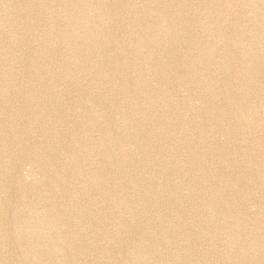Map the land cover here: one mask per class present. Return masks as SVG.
<instances>
[{
  "label": "bare ground",
  "instance_id": "6f19581e",
  "mask_svg": "<svg viewBox=\"0 0 264 264\" xmlns=\"http://www.w3.org/2000/svg\"><path fill=\"white\" fill-rule=\"evenodd\" d=\"M153 1L155 0L149 2V11L141 14L148 21L144 32H139L141 43L137 47H127L116 38L113 29L118 26V21L125 11L136 12L135 2L133 4L130 2L128 9L127 3L121 0H0V136L7 140L3 135L6 120L11 118L13 121L16 120L14 122L25 123L21 130L12 127L8 130L10 141H14L15 148L24 147L30 162H33L43 173L40 185H44L45 190L49 192L47 201L51 202L45 210L49 222L44 223L38 214H34V209L26 204L29 197L45 200L43 191L38 186H35L36 189H30L29 186L19 185L16 189L17 200L23 203L12 208L15 217L10 225L11 228L4 229L2 233L6 240L15 245V249L20 253L19 256L24 255L28 238L37 239V243H34L35 248L41 247V238H48L51 240L49 244L54 252L60 248V245L54 242L55 238L61 241L64 236L66 241L63 243H72L75 233L70 232L64 220L56 224L58 217L56 220L54 217L60 215L62 211L63 213L70 211L75 202L89 201L94 205L98 200L95 201V197L91 196V193L94 194L92 191L100 192V201L103 204L109 203L110 208L120 206L119 210L114 212L117 221L128 229L142 234L139 237L140 241L129 240L127 244H123L127 254L118 258L111 257L106 249L107 264H179L182 258L187 260L191 254L198 256L199 260H196V264H212V256L219 255L223 260L227 258L226 254L219 250L215 241L216 234L221 231H230L236 235L240 231L249 232L244 222L245 217L241 216V209L244 211V202H252L256 196L248 187L244 189L243 186H226V188L223 186L224 193L207 201L201 192L207 186H201L200 191H197V195L201 194L197 201L201 205H198L195 202L197 197L182 191L179 183H165L162 180L158 181L160 186L157 184V187L153 186L152 189L157 194L165 193L170 197L166 199L158 197L155 200L148 197L144 200L135 199L133 201L135 204L137 202L142 204H138L134 209V206L129 204L130 199L112 200L104 195L109 188L99 186L103 182V177L97 172L105 170L108 174H115L114 176L118 177L116 185L119 183L124 185L128 181L130 186L124 188L128 187L134 195L140 193L139 188L143 178L131 179L129 164L134 166L135 170L144 169L141 174L147 173L149 177L169 172L177 173L178 177H186L190 172L185 182L197 186L202 179L196 169L206 170L210 181L213 177L218 178L217 174L211 171L214 166L208 165L205 161L206 147L208 145L211 148V145L206 140L202 145V141L191 143L188 139L190 132L187 130L189 128L187 125L196 128V118L202 114H205L209 131L212 133L225 131L232 141H242V145L238 147L244 148L236 150H241L245 159L243 162L249 164H247L248 171L253 173L256 181L264 184V169H260V166H264V135L261 134L263 131L261 125L264 123L261 103L264 105V102L257 97L262 87H257L259 85L255 84L252 78L245 79L247 77L245 71L264 74V64L258 54L259 46L247 43L233 44L238 56L232 57L231 53L220 51L216 45L201 40L197 46H191L185 53L177 54L178 50L175 46L168 48L170 44L167 42L166 34L151 33L157 26L163 30L164 22L169 19L162 17L161 20L159 15L151 14L157 10ZM199 1L210 10H206V13L211 14L207 17L213 19H238L233 8L237 7L239 2L241 6H245L251 1L249 8L256 12V16L264 12V1L262 4H257L255 0ZM182 3L175 13L181 11L188 15L190 12L184 10ZM228 15L233 17L225 19ZM32 16L35 20L29 19ZM111 19L113 22H110ZM18 26L24 28L23 34L18 33ZM163 49H173L177 56L171 58L170 55H163L159 52ZM263 50L262 58H264ZM133 52H136L137 60L130 59V54ZM233 58L236 67L247 63L243 67L244 71L235 76H231L228 70L233 64L231 62ZM144 62L151 65L147 66ZM16 66L27 72L29 78L25 79L28 90L23 88L24 81L16 76ZM224 74L228 77H224ZM148 75H151L157 83L153 85ZM173 77L180 80L184 92L195 94L199 89H204L212 93L214 98L224 100L235 121H219L221 114L213 108L205 107L198 110L185 94L181 92L174 94L178 89L169 85ZM115 78L122 79L118 86L113 84ZM83 85H86L87 90L82 88ZM59 86L63 88H58ZM12 91L17 95L11 96ZM236 91L240 93L237 94ZM71 92H76L77 96L73 95V98L67 96ZM80 93L87 94L89 98L97 96L101 99L100 103L106 99L111 101L115 99L112 106L117 113L116 116L109 119L107 126L103 125L96 114V110L100 108H96L95 104L86 107L84 105L86 101L80 97ZM172 94L174 99L171 97ZM171 98L182 102L187 110L178 112L174 108L177 105L173 106L174 102ZM3 101L13 106L14 110L4 107ZM124 108L135 115L140 114L141 117L133 118L127 115L123 111ZM23 115H27L30 121L24 122ZM152 115L157 122L154 125L165 126H162L163 131H159V134L168 140L172 138L171 131H173L169 128L176 129L182 142H180L182 150L190 153L188 162L198 167H191L190 170L189 167L179 166V162L170 165L166 160L164 162L158 158L155 162L142 159L140 161L139 155L146 154L143 147L152 144L138 143L136 137L138 130H148L146 128L148 122L146 123L144 119ZM170 122L173 125L169 124ZM32 123L36 124L35 132H31L34 126ZM111 130H117L120 138L111 135ZM254 130L256 134L252 138L253 143L248 145V139ZM176 141L178 143V140ZM107 144L110 147L108 146V154L105 156ZM5 147V143L0 142L1 152ZM139 147L140 151L137 153L136 149ZM61 148L65 149L67 154L64 160L60 159L58 162L57 156ZM128 154L132 157L129 162L124 166L117 165L123 161L121 157ZM230 154L227 153L228 165L235 168L240 161L238 164L235 156ZM8 157L10 154L6 152L1 155L0 164L5 165ZM14 164L17 168L18 161L15 160ZM34 168L35 166H32L29 169L30 174L35 171ZM1 171L3 170L0 169ZM120 178L123 180L120 181ZM247 179L246 174L236 176L238 185L244 184ZM117 186H112V190ZM238 187L242 188L241 201L237 204L240 211L237 208L231 209L234 205H229V196L231 192L236 193L239 189L235 188ZM7 189V185L0 177V203L11 201L9 193L6 196ZM158 199L164 200L170 208L177 205L182 207L180 202L183 201L185 210H191L193 216L197 217V226L205 221L206 228L201 227L202 229L195 231L190 227L191 225H183L181 216L171 217L172 214L160 219L158 224V221L149 219L147 223H143L148 216L147 205L156 206ZM254 203L258 205V201ZM95 226L100 232L101 223L95 222ZM100 233L106 238L109 237L104 231ZM157 239L159 240L155 242ZM182 239L187 241L190 253L183 251L187 246ZM111 241L117 243L115 240ZM253 242L264 245V240L258 239L256 234ZM167 248H173L175 252L171 251L167 254L165 251ZM65 259L70 262L69 264L76 263L74 252H67L63 261ZM2 261L3 258H0V263L4 264Z\"/></svg>",
  "mask_w": 264,
  "mask_h": 264
},
{
  "label": "rangeland",
  "instance_id": "374dc122",
  "mask_svg": "<svg viewBox=\"0 0 264 264\" xmlns=\"http://www.w3.org/2000/svg\"><path fill=\"white\" fill-rule=\"evenodd\" d=\"M109 1H114V0H109ZM121 1L127 3L128 9H130L129 7L130 2L132 4L135 2L136 5L134 6L136 7L135 8L136 12L128 13L125 11L123 16L121 15L122 17L118 21V26H116L113 29V32L116 35V38L121 43L127 45V47H132V46L137 47L141 43L140 42L141 40L139 39L140 38L139 32L140 31L144 32V28L145 26H147V23H148L147 18L143 17L142 15L143 13L149 11L148 5L150 4L149 3L150 0L149 1L147 0H135V1L134 0H121ZM255 1L257 4H262L264 0H255ZM152 3L155 5L157 10L155 13H151V14L153 15L156 14L155 16L159 15L161 20H162V17H166V18L169 17V19L164 22L163 30L161 27L157 26L155 29H153V31H151V33L152 34L164 33L163 35L166 34L167 42H169L170 44L168 48H172L175 46V48L178 50L177 54L185 53L186 51H188V49L191 46L195 47L199 43H201V40H204L205 42H209L210 44L216 45L218 48H220V51L222 50V51L231 53V56L234 57L236 56L238 52L236 51V49L233 48L234 47L233 44L247 43V44H252L254 46L255 45L259 46L258 54L260 56V59H262L261 62L264 64V58L261 57L262 56L261 51L264 49V40H263L264 39V19H263L264 12L256 16V12L252 11V9L249 8L251 7L249 3L245 6L244 5L241 6L239 2L237 7L235 6L233 8L235 16H237L238 19H235V18L228 19V18L233 17V16L228 15L225 18L228 20H224L221 18L213 19L212 17H207L208 15H211V14L206 13L207 12L206 10L208 11L210 10L206 8L204 5H202L199 0H184L183 3H182V0H155ZM181 3L184 7V10L187 12H190L188 15L184 14L181 11L179 13H175V11L178 8H180ZM29 19L35 20L33 16L29 17ZM110 22H113V19H111ZM114 23H115V19H114ZM219 26L221 29L218 28ZM167 27L169 29H167ZM194 28H197V30ZM23 29L24 28L18 26L17 27L18 33L23 34ZM21 52L24 53V51H21ZM159 52L162 53L163 55H167V56L170 55L169 57L171 58H175V56H177L174 53L173 49H165V50L163 49V50H160ZM137 57L138 56L136 55V52H133L132 54H130V59L132 60H135V59L137 60ZM231 62L233 64L228 69L231 72V76H235V75H238L240 72H243L244 71L243 67L247 65V63L245 64L243 63L239 65L238 67H236V65H234V63L236 62L234 58L231 60ZM239 63L241 62H238V64ZM144 64L147 66L151 65L150 63L147 64V62H144ZM245 72L247 73V77L245 78L246 80H248V78L249 79L252 78L255 84L259 85L257 87H262V91L258 92L257 97L263 100L264 102V74H261V73L253 74L251 72L248 73V71H245ZM15 73L19 79L24 81L23 88L28 90V88L26 87L28 85L26 79L29 78L27 72L21 67L16 66ZM148 77L150 78L149 80L151 81L153 85L157 83V81L154 80V78L151 75H148ZM224 77H228V76L224 74ZM121 80L122 79L120 78H115L113 79V84L115 86H118ZM223 80L224 78L222 79V81ZM169 85L170 87H174L178 89L177 91L174 92V94L181 92V94L183 95L185 94V97L191 99L193 102L194 108H197L198 110H200L201 108L210 107V108H213L216 112H219L221 114L220 115L221 117L218 118L219 121H224V122L229 121V120L230 122L235 121V117L232 116L233 114L232 112H230V109L226 105V103H224V100L222 99L218 100V98H214L212 93L206 92V90L204 89H199L195 94L193 92L192 93L187 92V91L184 92V89L182 88L180 84V80L175 77L171 79ZM60 87L63 88V86H59L58 88ZM82 88L84 90H87L86 85H83ZM236 92L237 94L240 93V91H236ZM233 93L235 92L233 91ZM13 95H17L16 92L12 91L11 96ZM73 95L77 96V93L71 92L67 96H69L70 98H73ZM80 97L84 101H86V103L84 104L86 107L90 106V104H95L96 108H100V110H96V114L99 116L101 122L105 126H107L109 119H111L112 117H115L117 114L114 110V107L112 106L115 99H112V101L110 99H106L104 102L100 103L101 99L98 98L97 96L93 98H89L87 94L80 93ZM171 97L173 99L175 98L173 94L171 95ZM115 98L117 97L115 96ZM172 98H171V101L174 102L173 106L177 105V107H174V108L178 112H185V110H187L185 105L182 104V102L174 101ZM2 105L4 107H9L10 110L11 109L14 110V107L13 106L11 107L8 102L3 101ZM262 106H263L262 110L264 112V105H262L261 103V107ZM123 111L129 116H133V118L141 117L140 114L135 115V113H131L129 110L125 108ZM153 116L154 115L149 116L147 119H144L146 123L148 122V125L146 126L148 130H145V131L138 130V136L136 137V141L138 143H142L143 145H146V143L152 144V146H149V147L146 146V148L143 147L146 154L143 153L139 155L140 161L142 159L143 161L155 162L156 159L158 158V159L163 160L164 162L166 160V162H168L170 165H172V163L177 164V162H179V166H181L182 168L189 167L190 170H191V167H198V165L193 166V164L191 165V163L188 162L190 153L189 152L186 153L185 151L182 150L181 145H180L181 139L176 129L174 127L169 128L170 131L171 130L173 131H171L172 138L168 140L167 138L159 134V131H163V128H162L163 125H156V124L154 125V123H157V122L155 118H153ZM14 121L10 118L6 120L5 122V126H4L5 130H4L3 135H4V138H7V140L2 139L1 138L2 135L0 136V142L1 143L4 142L6 146L2 150L3 152L0 151V156L3 155L5 152L7 154H10V157H8V160H7L8 163L6 162L7 165L0 164V167H1L0 169L3 170L0 172L1 173L0 177L4 180V183L8 187L6 196L9 193L8 196L11 198L10 202L0 203V258H3L2 263L4 264H69L70 262L67 261L66 259L63 261L64 255L67 252H74V256H75L74 261H76V263H71V264H83V263L84 264H107L108 253H106V249H108L111 257L118 258L121 255L127 254L126 253L127 249L123 246V244L125 243L127 244L129 240H132L134 242L140 241L139 237L142 234L137 233L135 230L128 229L127 227L123 226L120 222L117 221L116 216H115L116 213L114 212H117L120 206L119 207L115 206L113 208H110L108 205L109 203L103 204V202L100 201L101 200L100 192L98 193V191H92L94 192V194L91 193V196L95 197L94 200L95 201L98 200L97 201L98 203L96 202L94 205H92L90 204L89 201L75 202L74 206L71 208L70 211L64 212V213L62 211L60 215H57L54 217L55 220L58 217L57 221H55L56 224H58V222L61 223L64 220L66 221L65 224L67 225V228L70 230V232L73 231V233H75L71 241L72 243H63L66 241L64 236L62 237L61 241L55 238L56 241L54 242L56 244L58 243L60 245V248L58 251L54 252L51 249L50 244H49L51 240H49L48 238L43 237L40 239L41 244H42L40 248H37V247L35 248L34 243L35 242L37 243V239L28 238L27 240L28 245L25 246V250L23 252L24 255L19 256L20 253L15 249V245L11 241L9 242L8 240H6L3 237L5 235L2 233L4 229L11 228L10 225L12 224L13 218L15 217L12 212V208L15 205H19L23 203L17 200L16 189L18 188L19 185L29 186L30 189H36L35 186H38L43 191L44 197L46 198L45 200L44 198L39 200L37 198L29 197V199H27L28 201H26V204L28 206H31L34 209V214H38L41 221H43L44 223L49 222V219L47 218L45 214V210L49 207V205H51V202L47 201V198H48L47 194L49 192L45 190L44 185H40L42 183L43 173L39 171L38 167L33 162H30V160L27 157V150H24V147L22 149H18L17 147L15 148L13 146L14 141L12 142L10 141L11 136L8 130H10L11 127L14 129L16 128L18 130H21L22 127H24L25 125V123H21L19 121L14 122ZM23 121L24 122L30 121L27 115H23ZM196 123H197L196 128L193 126L187 125V127L189 128L187 129L186 127V129L190 132L188 139L191 143L193 142L198 143L202 141L201 142L202 145H204L203 144L205 143L204 140H206L207 143L211 145V148L213 149H211L208 145L206 147L207 155H206L205 161L207 162L208 165L214 166L211 169L212 173L217 174L218 178L220 177L221 179H218L217 177H213L210 181V177L208 176V173L206 170L196 169V172L200 175L202 179V181L197 186V185H192L188 183V181L185 182V179L188 180L187 175L190 174V172L186 175V177L185 176L178 177V174L177 173L175 174L174 172H169L168 174H158L156 176L152 175L151 177H149L147 176V173L141 174V172H143L144 169L135 170L134 166L129 164L128 169H129V174H130L131 179H136L139 177L143 178L141 187L139 188L141 189L140 193L138 192V194L136 193L134 195L132 190H130L128 187L124 188V186H130L128 181L124 185L122 183L117 184L119 186L118 187L115 184L116 182H118V177L114 176L115 174H112V175L108 174L107 171L105 170H99L97 172L98 175L103 177V182H102L103 184L101 183L99 186H102V188L104 187L109 188V189L107 188L108 191L104 192V195L109 196V198H111L112 200L130 199L129 204H131L130 206H134V209L137 208L138 204H142L140 202H137L135 204L133 202L135 201V199L144 200L148 197V199L155 200L158 197H162L164 199L170 197L168 196V194H165V193L157 194L152 189L153 186L157 187V184L158 186H160L159 185L160 182L158 183V181H162V180L165 183L167 182L168 183H176V182L179 183V185L182 188V191H185L197 197V199H195V202L199 200L200 195H201V194L199 195V193L197 195V191H200V188L204 186H207V187L201 192H202V196H204L205 200L207 201L210 198L217 197L222 192L224 193L223 186H225V188L226 186H229V187L243 186L244 189L248 187V189L251 190V192L254 193L256 196V198L252 202H244V204L242 203L244 206V211L241 209V216L245 217L244 222H246L249 232L240 231L239 234L236 235L230 231L229 232L221 231L218 234H216L215 241L218 244L219 250L221 249L226 254L227 258L223 260L220 258L219 255L212 256V264H216V263L217 264H237V263L238 264H264V252H263L264 245H261L258 242L256 243L253 242V238H255V234L258 239L264 240V184L258 183L256 181V178L255 176H253V173L248 171L249 164L247 163L248 164L247 165L246 163L243 162L245 159L243 155L241 154V150H236L237 148H241V149L244 148V147H238L240 144L242 145L241 140L232 141L227 136L225 131H219V132L217 131L215 133H212L211 131H209L208 130L209 126H208L205 114H202L200 117H197ZM169 124L173 125V123L171 122ZM32 125L34 126L32 127L31 132H35L36 124L32 123ZM261 126L263 127V131L261 134L264 135V123H262ZM255 134H256L255 130L251 132V137L248 139L249 144L247 143L248 145H251L253 143L252 138L253 136H255ZM111 135H115L117 138H120V135L117 130H111ZM176 140H178V143ZM108 146H109L108 144L105 146V150H106L105 156H107L108 154L107 149L110 147ZM136 151L138 153L140 151V147L137 148ZM227 153L229 154L231 153L230 154L231 156H235L234 158L237 160V163L239 164L238 161H240V164L236 166L235 168H231V166L228 165ZM58 154L59 155L57 156V161L59 162L60 159L64 160V158L66 157L67 151L61 148ZM137 156L138 155L136 154L135 157ZM121 158L123 161H121L119 164L117 163L116 164L124 166V164L126 162H129V160L132 157L131 155L128 154ZM15 160L18 161L17 168L15 167V164H14ZM124 160H127V161L124 162ZM32 166H35L34 168L35 171L33 172V174H30L29 169ZM260 169L263 170L264 166L263 167L260 166ZM253 170L254 172H256L255 168H253ZM240 174L248 175L247 181L242 185H238L239 182H237L236 180V176ZM119 180L122 181L123 178H120ZM153 181L154 183L155 182L156 183L154 184ZM165 183H162V184L165 185ZM112 186H117V187L116 189L112 190ZM218 186H221V187H218ZM235 189L237 190L239 189V190L236 193L231 192V195L229 196V205L232 204L236 206V207L231 206L232 207L231 209L237 208L240 211V209L238 208L239 205L237 206V204L239 203V201H241V190L240 189L242 188L238 187ZM158 201L159 202L156 206L153 204L147 205L148 216L146 217L147 218L146 220H143V223H147L149 219L155 222L158 221L157 222L158 224L160 223L159 222L160 219L165 218L168 214L169 215L172 214L170 215L171 217L180 218L181 216L182 218H180V220L183 223V225L184 224L189 225V226L191 225L190 227L195 229V231H197L198 229H202L201 227H205L204 225L206 224L205 221L201 222V224L197 226V221H196L197 217L193 216V212L191 210L189 209L185 210V207H184L185 204L183 201L180 202L182 207L180 205H177L171 208L168 205H166L167 203L164 200L160 201L158 199ZM255 201H258V205L254 203ZM197 204L201 205L198 202ZM76 207L77 209H75ZM95 222L101 223L102 226H101L100 232L104 231L105 233H107L109 236L108 238H106V236L102 235L96 229ZM118 233L120 234L118 235ZM111 240H115L118 244L113 243ZM158 240L159 239H157L155 242H157ZM182 242L187 246L188 243L186 240L182 239ZM65 246L67 247L65 248ZM165 251L167 254L171 251L175 252L173 248L171 249L167 248L165 249ZM183 251L190 253L189 246L185 247ZM196 260L197 261L199 260L198 256L191 254L189 255V258H187V260L182 258L179 264H196L197 263Z\"/></svg>",
  "mask_w": 264,
  "mask_h": 264
}]
</instances>
